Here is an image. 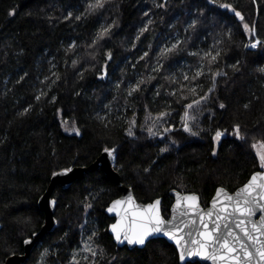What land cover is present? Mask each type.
<instances>
[{
	"label": "trees",
	"instance_id": "obj_1",
	"mask_svg": "<svg viewBox=\"0 0 264 264\" xmlns=\"http://www.w3.org/2000/svg\"><path fill=\"white\" fill-rule=\"evenodd\" d=\"M210 1L105 0L103 8L89 10L95 0H0V263L22 254L24 241L41 229L38 199L51 175L87 167L105 148L115 149L120 182L97 167L67 187L56 185V226L22 264H72L74 255L79 264H181L164 238L133 248L114 241L108 232L114 218L105 208L120 195V185L130 186L142 202L160 197L168 217L171 189L196 192L206 206L217 187L234 191L260 169L252 145L264 141V0ZM193 20L198 23L190 28ZM113 22L110 35L94 44ZM245 23L254 31H245ZM254 40L261 43L246 47ZM178 42V49L161 58L163 49ZM209 51L221 53L216 62L204 57ZM158 60L163 67L153 72ZM201 67L205 74L198 81L183 80ZM217 71L221 75L209 93ZM141 79L145 83L129 96ZM197 83L195 95L180 90L181 84ZM204 95L206 100L186 109ZM186 110L196 117L189 124L198 135L184 131ZM161 112L168 115L156 120ZM66 118L75 132L63 130ZM237 124L243 140L234 133ZM148 127L160 135L150 136ZM218 130L223 135L216 141Z\"/></svg>",
	"mask_w": 264,
	"mask_h": 264
},
{
	"label": "snow or ice",
	"instance_id": "obj_2",
	"mask_svg": "<svg viewBox=\"0 0 264 264\" xmlns=\"http://www.w3.org/2000/svg\"><path fill=\"white\" fill-rule=\"evenodd\" d=\"M212 3H217V0H211ZM105 0H95V3L88 5L89 10H96L103 8ZM165 4H158L157 7H165ZM220 7L231 10L236 17L241 21L244 20L241 12L237 11L229 3H222ZM69 16L72 13L68 14ZM75 19L79 20L80 16H76ZM151 23V21H149ZM198 21L193 20L189 25L190 28H195ZM102 27L98 33L94 44L103 39L106 35H110V28L114 26ZM245 31L252 32L253 28L245 23L243 25ZM147 28L141 29V33L146 31ZM231 33H229V38ZM139 39V37H137ZM261 42L254 40L250 45L246 47L256 48ZM71 47H75L72 45ZM179 42L173 44L171 48H165L161 51V58L166 57L169 53L178 49ZM197 55V53H193ZM221 55L220 52L213 53L211 51L205 52L204 57L210 58V62L214 63ZM109 58L111 53H108ZM144 56H148L145 52ZM78 63L77 60H73L72 64L75 66ZM163 65L157 61V66L152 69L153 72H158L162 69ZM237 69V65L232 66ZM264 72V68L260 69ZM203 67L198 68L193 75L187 73L183 74V80L198 81L203 76ZM53 75H56L53 73ZM219 71L213 74V86L208 89L211 93L215 87V77L220 76ZM226 75V73L224 74ZM153 77H149L152 79ZM59 79V76H57ZM173 83H179L175 77L168 78ZM145 81L141 79L136 83L134 87H131L128 91V95L140 90V86ZM200 85L197 83L195 86L180 85V90L186 89L189 93L197 94V88ZM177 93L173 91L170 95L175 96ZM159 95V92L157 93ZM40 97L38 96L37 99ZM186 99L187 97H183ZM207 95L201 96L199 99L192 100L185 107L186 109H193L194 105L198 106L202 100H206ZM221 108H224V104H220ZM247 107V105H245ZM168 115L167 112H161L156 117V120H163ZM195 116L191 115L189 111L184 112L183 128L184 131L189 132L191 135H198L199 133L193 132L189 124V121H194ZM136 121L133 119L130 125H135ZM169 128H164V132H168ZM78 131V130H77ZM150 136L160 135V133L154 131L153 127L146 129ZM234 133L237 138L243 140L245 136L241 133V126L239 124L234 126ZM128 135L134 136L132 128L129 127ZM223 133L216 131L214 140L219 141ZM253 148L257 149V156L260 162V168L264 169V141L254 142ZM104 151L109 155L115 152V149L105 148ZM162 151H167L163 149ZM215 154V153H213ZM71 169H64L63 173L70 172ZM57 175V173H53ZM223 197L220 199V197ZM199 198L195 194H188L181 196L177 193L176 204L173 207V216L171 220H165L160 212V200H156L154 203L144 206L142 210H137L141 206L135 205L132 197L129 196L127 200H115L112 205L107 209L108 212H116L119 219L116 223L112 224L111 232L114 234L115 240L119 243L135 245H144L148 237L154 234H160L167 236L169 239L175 241L177 248L179 249L180 259L183 261L185 257L200 256L204 259L212 261V264H264V215H261L258 220H254L257 209L264 212V171L255 172L248 182L240 187L234 194L228 193L225 189L220 188L217 192V198L212 202V206L205 210L198 202ZM55 204L56 201L51 202ZM128 204L129 207L122 208V205ZM91 207V205H87ZM35 235V233H33ZM96 233H93V236ZM92 237H89L91 240ZM25 244H30L31 239H26ZM85 251L91 252V255L95 257L97 252L92 250L88 245H85ZM102 251V250H101ZM49 250L45 249L43 256L48 255ZM85 260L88 257H84ZM72 264H79L75 255L72 259Z\"/></svg>",
	"mask_w": 264,
	"mask_h": 264
},
{
	"label": "water",
	"instance_id": "obj_3",
	"mask_svg": "<svg viewBox=\"0 0 264 264\" xmlns=\"http://www.w3.org/2000/svg\"><path fill=\"white\" fill-rule=\"evenodd\" d=\"M210 3H211V1H210ZM221 138H222V136H221ZM97 167H100L104 171V173L106 174V176L108 178H111V179L115 180L116 182H120V177H119L118 173L115 171V169L113 167V155H109L108 153H106L104 151V149L101 151V153L97 157V159L93 163H91L89 166H87V167L76 166V167L70 168L71 171L66 173V174L63 173V170H59V171L55 172V173H57V175H55V176L52 174L51 177H50V181H49V184H48L47 188L45 189L43 194L38 199V206L40 207V209L44 213V223H43L41 229L39 231L35 232V235H33L32 238H29V239H31V243L30 244H25V243L23 244L24 245V249H23V253L22 254H17V253L16 254H12V255L8 256L3 263H0V264H22V262L28 257V255L30 253V250L35 245V243L40 239V237H42V235L46 231L53 230V228L56 226V221H55V218H54L55 204L51 203L54 200L51 197V195H52V192H53L55 186L56 185H60L62 187H67V186H69L71 184L72 181H74L77 178H80L85 171H87V170H89L91 168H97ZM257 171H264V169L260 168L259 170H256L253 173H251L249 178L242 185L237 187L234 191H228L227 189H225L223 187H217L215 192L213 193L212 197L210 198V200H209V202H208V204L206 206H203L201 204L199 195L196 192H192V191L181 192V191H178L176 189H171L170 190V195L173 198V201H172L171 206H170L169 215H168V217H165L162 214V212H161V203H160L159 207H160L161 215L163 216V218L165 220H171L172 219V216H173V211L172 210H173V207L176 204L177 193H179L181 196L188 195V194H195L199 198L198 202H199L200 206L202 208H204L205 210H207V209H209L212 206L213 200L215 198H217L218 189L223 188L228 193L234 194L240 187H242L246 182H248L250 177ZM120 191H121L120 195L118 197L112 199L109 202V204L106 206V208H105V212L108 214V216L114 218L113 222H111L109 224V226H108V232L112 235L114 241L119 246L126 245L129 248L143 247L147 243L148 240H150L152 238L160 237V238L166 239L169 243H171L175 247V249L177 251V254H178L179 262L181 264H184L186 262H194V261H198V262L203 263V264H212V261L204 259V258H202L200 256L185 257V259L182 261L180 259L179 249L177 248V246L175 244V241L169 239L167 236L163 235L162 233L154 234V235L148 237V239L146 240L144 245L128 244L126 241L124 243L117 242L115 240L114 234L111 232V227L110 226L112 224L116 223V221L119 219V217L117 216L116 212H111L110 213V212L107 211V209L112 205L113 201L118 200V199L126 201L127 198L129 196H131L134 204L141 206L139 209H137L138 211L142 210V208L144 206H147L148 204L154 203L156 200H160V202H161V198L160 197H157L153 201H149V202H142V201L137 200L135 195H134V193H133L132 188L130 186H128V185H120ZM222 198L223 197L221 196L220 199H222ZM121 207L122 208H127V207H129V205L125 204V205H122ZM261 215H264V212H262L260 209H257L256 215L253 217V219L254 220H258Z\"/></svg>",
	"mask_w": 264,
	"mask_h": 264
},
{
	"label": "rangeland",
	"instance_id": "obj_4",
	"mask_svg": "<svg viewBox=\"0 0 264 264\" xmlns=\"http://www.w3.org/2000/svg\"><path fill=\"white\" fill-rule=\"evenodd\" d=\"M61 125H62L63 130H65L66 132H75L76 131L75 123L73 122L72 119L66 118V119L61 120ZM256 142H259V141H256ZM255 152L257 154V149H255Z\"/></svg>",
	"mask_w": 264,
	"mask_h": 264
},
{
	"label": "bare ground",
	"instance_id": "obj_5",
	"mask_svg": "<svg viewBox=\"0 0 264 264\" xmlns=\"http://www.w3.org/2000/svg\"><path fill=\"white\" fill-rule=\"evenodd\" d=\"M99 168V167H98ZM86 173V172H85ZM81 178V177H80ZM53 198V197H52Z\"/></svg>",
	"mask_w": 264,
	"mask_h": 264
}]
</instances>
